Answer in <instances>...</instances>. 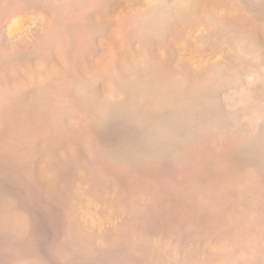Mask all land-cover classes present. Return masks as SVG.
I'll return each instance as SVG.
<instances>
[{
  "label": "rangeland",
  "instance_id": "374dc122",
  "mask_svg": "<svg viewBox=\"0 0 264 264\" xmlns=\"http://www.w3.org/2000/svg\"><path fill=\"white\" fill-rule=\"evenodd\" d=\"M0 264H264V0H0Z\"/></svg>",
  "mask_w": 264,
  "mask_h": 264
}]
</instances>
